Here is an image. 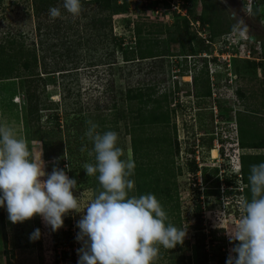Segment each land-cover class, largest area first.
<instances>
[{
	"label": "rangeland",
	"instance_id": "374dc122",
	"mask_svg": "<svg viewBox=\"0 0 264 264\" xmlns=\"http://www.w3.org/2000/svg\"><path fill=\"white\" fill-rule=\"evenodd\" d=\"M187 1L192 5L194 15H198L201 1ZM127 2L119 3V13L116 15L122 14L121 19L129 18L138 24L141 28L140 40L146 38L152 44L155 40L160 41L154 47L159 45L158 49L166 48L165 54L138 59L135 54L141 49V44L140 48L136 46V53H122L110 39L114 35L113 26L111 36L107 33L108 28L99 31L91 28L92 16L99 12L97 4L83 3L81 13L72 16L63 9V0H56L52 5L43 4V0H0V64L3 66L6 62L5 68H13L8 78L0 77V122L12 127L26 141L31 158L39 165L44 164L46 173L55 166L76 179L78 188L74 190V195L81 194L82 208L101 190L96 177L87 176L83 169L84 164L94 163V154L89 155L92 142L85 135L88 121L97 124V131L101 133L111 130L118 134L117 143L122 149L123 159L135 158L131 148V132L140 140L169 142L170 147H165V153L160 156L161 166L168 167L167 171L173 174L169 183L172 198L165 211L173 225L187 227V234L183 243L172 249L161 246L154 264H201L195 252L198 232H203L205 236L204 250L209 255L219 251L223 256L222 262L213 257L206 262L225 264L229 250L235 243L229 242L226 230L234 222H239L240 213L235 202L242 196L224 198L214 193L213 168H219V177H234L232 187L241 191L245 185L241 182L239 156L264 155V149H241L237 145L241 125L237 116L243 119V127H248L247 123L252 120L255 131L264 134V71L260 68L254 73L241 70L243 60L240 59L232 64L231 69H227L226 61L220 68L210 66L207 61L216 97L201 96L212 85L200 72L204 67L203 56L190 55L188 50L182 53L178 45L169 43L171 38L185 40L184 32L178 34L173 27L174 14L162 9L155 16L148 12L151 8L147 9L146 4L137 3L136 0ZM156 2L158 0H151L150 4L155 6ZM237 2L205 0L207 15L212 20L218 17L219 28L224 29L228 24L232 30L241 18L248 26L249 36L253 37L249 40L254 45L263 41L264 20L256 19L253 14L239 16ZM167 3L175 11L183 10L181 0H167ZM262 6L264 0L258 2L254 11L261 13L264 9ZM50 7L60 8L63 18L51 19L48 15ZM107 13L104 11L101 17ZM37 23L40 24L39 31H36ZM179 26L181 28L182 23ZM64 30L69 31L67 35H64ZM193 30L191 27L190 31ZM223 36V42L214 44V47L222 49V45L232 39L246 38L240 37L234 30ZM209 55L207 59L213 56ZM24 59L31 65L29 70L21 67V60ZM193 76H196V82ZM28 85L32 94L31 104L36 105L37 109L31 115L26 110L25 90ZM146 87L153 88L157 96L166 95V100L161 98L160 102L169 111V122L164 124L166 126L138 125L137 110L140 105L137 100H127L125 93H135ZM195 90L199 91L198 95ZM214 99L219 100L222 109L214 106ZM227 107H230V111L225 110ZM55 114L57 128L53 119ZM77 121L82 122V133L71 127L70 122ZM38 135L52 137L55 149V158L52 160L43 158ZM202 136L212 137L211 148L200 144ZM189 147L194 148L192 154L187 151ZM193 157L198 168L194 177L187 165ZM58 162L61 165H57ZM155 167L159 168V165ZM203 170L205 183L201 174ZM130 179L133 180V176ZM224 188L220 186L219 191ZM204 190H208L209 195H205ZM130 195H136L135 185ZM198 201L201 206V231L195 229L193 218L194 206ZM0 215V264H56L55 259L63 248L72 254L77 264L76 250L81 247V243L75 239L79 231L76 222L81 213L70 212L64 218L63 227L57 231L68 233L60 237H55L50 226H46L39 216L13 224L7 219L4 208ZM36 228L41 230V237L30 241L29 234ZM69 238L73 242L71 249L60 243L56 250L53 248L55 241L66 242ZM57 260V264H70L69 259Z\"/></svg>",
	"mask_w": 264,
	"mask_h": 264
},
{
	"label": "clouds",
	"instance_id": "9594fccd",
	"mask_svg": "<svg viewBox=\"0 0 264 264\" xmlns=\"http://www.w3.org/2000/svg\"><path fill=\"white\" fill-rule=\"evenodd\" d=\"M62 7L78 16L82 0H63ZM244 11L251 15L253 9ZM48 15L53 20L63 18L58 7H50ZM233 30L250 39L243 19ZM87 123L85 135L92 142L89 155L94 154V163L84 164L83 169L96 177L101 190L82 208L81 194L74 195L76 179L55 166L46 173L44 164L31 158L26 141L0 122V208L13 224L39 216L53 232L63 227L70 212L81 213L76 222L75 239L81 243L77 264H154L161 246L172 249L183 243L187 227L173 225L153 193L130 195L134 160L122 158L115 131L101 133L97 124ZM247 180L250 198L235 202L239 222L226 230L229 242L235 243L225 264H264V161L250 166ZM40 237L39 228L29 234L30 241Z\"/></svg>",
	"mask_w": 264,
	"mask_h": 264
},
{
	"label": "trees",
	"instance_id": "16d2710c",
	"mask_svg": "<svg viewBox=\"0 0 264 264\" xmlns=\"http://www.w3.org/2000/svg\"><path fill=\"white\" fill-rule=\"evenodd\" d=\"M164 5L166 4V6L168 5L166 0H162ZM187 1V0H184ZM202 7H201V11L200 13L197 15H194L193 13V9H192V5L188 4V1L186 3V8H187V14L186 16H181L179 13H172L174 14V20H173V27L176 29V31L178 32V34H181V32H184L185 34V40L183 41L181 40H177L176 38H171L169 39V43L175 44L179 46V51H181L182 53H185L186 50H188V53H190V55H194V54H202V53H207V54H211L213 51V45L212 43L215 42V40L217 39V37L221 36V35H227L230 34L233 30L231 29V27L227 24L225 25L224 29H221L218 27V24L220 23V21L217 18H213L207 15L206 12V3L205 0H200ZM261 1V0H260ZM259 0H255L252 9L253 12L252 14L255 16L256 19L263 21L264 20V9L261 11V13L256 12V10L254 11V8L257 7L258 2H260ZM45 2V5H51L56 2V0H43V4ZM122 2H124L125 4H128L127 0H123L120 1L119 0H82V4L85 3V5H91V4H97L100 8H99V12L92 16V20H91V28H93V30H101V29H105L108 28V35L111 36L112 34V15H115L118 12V6L119 3L122 4ZM137 3H140L139 1H137ZM141 4V3H140ZM48 7V6H47ZM145 7L147 9H150L152 7V4L147 3L145 5ZM264 7V6H262ZM237 14H239V16H247L244 13H239V7H237ZM84 11V9H83ZM82 11V12H83ZM108 12L105 16L101 17V13L103 12ZM251 14V15H252ZM179 16L180 21L178 20ZM190 21H196L199 24L198 27V32L199 31H208L206 34V38L209 41V43H205V39L202 38L201 36L198 35V32L193 30L190 31L191 29V25H190ZM130 22L133 23L132 28L130 27ZM264 22V21H263ZM72 23V22H71ZM182 23V29L180 28L179 24ZM73 25V24H72ZM103 26V27H102ZM119 26L123 31H126L128 33V36L130 38H134L135 44L134 46L130 45H126V46H122V42H123V36H116V34H114L113 36H111V41L115 44V46H117V49H119L122 53L124 54H132L133 51L135 52L136 49L135 48H140V44H141V49L137 50L138 52L135 54L137 56L138 59H146V58H151V57H155L158 55H161L162 53H166V48L161 47L160 49H158L160 46L158 45L156 46L160 41L155 40L152 44V42H150L149 39H143L140 40V33H141V28L138 26V24L136 22H134L133 20L126 18V19H120L119 20ZM71 27V26H70ZM49 28V27H47ZM205 28V29H204ZM40 30V24L37 23L36 26V31ZM55 30V29H54ZM68 30H72V29H68ZM68 30H64V35H67V32H69ZM191 32V33H190ZM54 33V32H53ZM50 33H47L46 35H48ZM247 39V38H245ZM11 44L13 43L12 41L10 42ZM137 46V47H136ZM217 50L219 52L222 51H234L233 49H218ZM161 53V54H160ZM189 55V56H190ZM264 57V54H263ZM204 62V67L203 69L200 71L201 74H204V76L206 77V80L208 78V80L210 81V76L208 74V70H207V59L205 57L201 58ZM11 60V59H10ZM10 60L8 62H10ZM125 60H127V56L125 57ZM212 61H216L215 57L211 58ZM238 59H231L230 61V66L229 69H231V67L233 66L232 64H234L235 61H237ZM9 64V63H8ZM6 65V62L5 64ZM2 66L0 64V77H5L8 78L9 75H11V71L13 70L12 67H8L5 68V66ZM222 65H225V62L222 63ZM30 63L27 59L21 60V67L24 70H29L30 68ZM262 69L264 71V62H255V61H250V60H243L241 62V66L240 69L247 71V72H252L254 73L256 71V69ZM7 69V70H6ZM197 78L196 76H193V81L196 82ZM211 85V89L208 88L206 89L203 93H201V96L204 97H216V91L214 89V85L213 83L210 81ZM212 90V91H211ZM196 95L199 94V91L195 90ZM31 96L32 94L29 91V85L27 86L26 90H25V99H26V110L28 113H30V115L32 114V111L35 110V112L37 111L36 109V105H32L31 104ZM125 98L127 100H137L138 104L140 105V107L137 110V120H138V125L144 126V125H162V126H166L169 122V111L167 109V107L165 106V104H161L160 102H162L161 98H163L164 100H166V95L162 94L160 96L155 95V91L153 88H143V89H139L137 90V92L132 93L130 91H127L125 93ZM214 106H216L218 109H222V105L219 103V100L214 99ZM226 111H230V107L225 108ZM238 114L240 115V112H238ZM237 114V115H238ZM37 117V115H36ZM35 117V118H36ZM53 119H54V124L55 127H58V122H57V115H53ZM238 122L239 124L241 123V125L239 126V130H238V137H237V145L239 148L241 149H264V134L259 132L257 133V131H255L254 127V121L250 120L248 124V127H243L242 123H243V119H241V117H238ZM71 127H73L77 132L82 133L83 132V128L82 127V122H70ZM166 124V125H164ZM174 127V126H172ZM68 127L66 126V129ZM134 128L131 127V131H133ZM39 132V130L37 131ZM38 139L42 145V155L43 158L45 160H52L53 158H55L54 156V142L52 140V137L48 136H41L38 135ZM201 138L200 140V144L202 145H206L208 148H211L212 146V137H204ZM150 139V138H149ZM165 140V139H164ZM170 147V143L168 142V144H166V141H155L154 139H150L149 140H140V138L135 137V135H133V133L131 132V148H132V153L135 156L134 158V162H135V170H134V174L133 176V180H134V185H135V194L136 196H139L141 194H147V193H153L156 198L161 202L164 210H166V205L169 203L171 197L170 191H171V187L169 186L170 183V178H173V174H171L170 170L169 172L167 171L168 167H164L161 166V158L160 156L162 155V153H165L164 148L165 147ZM152 150V151H151ZM187 151L189 153H193L194 152V148L189 147L187 148ZM179 152V148L177 146L176 148V154H178ZM137 155V157H136ZM141 159V160H140ZM147 160L148 162H144V160ZM139 160V161H138ZM261 161H264V155L263 154H242L239 156V162H240V177H241V182L243 183L244 188L240 190L238 189H233V178L234 177H230V176H225V175H221V177H219L218 171L219 168L214 167L213 168V172H214V178H213V187L216 188V193L217 195H220L224 198H229L235 195H241L242 197H249L250 198V192H249V185H248V174H249V168L251 165L253 164H258ZM149 162L151 164H149ZM57 165H61V162H58ZM159 168H156L155 166H158ZM187 165L189 166V171L192 174V176L194 177L195 174L198 171L197 168V164L193 158H190L187 162ZM204 170L201 172V174L203 175V181L204 183L206 182V177L204 175ZM172 183V182H171ZM173 184V183H172ZM225 187L223 190L219 191V187ZM205 195H209L208 190H204ZM3 208H0V212H2ZM2 215V214H1ZM0 215V216H1ZM193 218H194V227L197 231H201L202 228V219H201V206H200V202L198 201L195 206H194V211H193ZM66 233H68V231H56L54 232L55 237H60L65 235ZM204 234L203 232H198L197 234V240H196V254L198 255L199 259H198V263L201 264H208L206 261L213 257V259L217 260L218 262H222L223 256L222 253L217 251V252H212V254H208L207 251L204 250ZM56 239V238H55ZM64 244L67 245L70 249L72 247V238H69L68 240H66V242H64L63 240H59L58 242L55 241L53 244V248L56 250L57 248V244ZM72 254H69L67 250H65V248H63V250L59 251V256H57V258L55 259V263H58L59 261H64L69 259L70 264H75V258L71 256Z\"/></svg>",
	"mask_w": 264,
	"mask_h": 264
},
{
	"label": "built area",
	"instance_id": "2783aa9c",
	"mask_svg": "<svg viewBox=\"0 0 264 264\" xmlns=\"http://www.w3.org/2000/svg\"><path fill=\"white\" fill-rule=\"evenodd\" d=\"M136 1L147 4V3H150L151 0H136ZM152 1H157V0H152ZM254 2H255V0H238L237 7H239V13L246 14L244 9H247L248 7L252 8ZM186 6L187 5H186L185 1L181 0V7H183L182 8L183 10L180 12V10L176 9V11H175V8L173 6H171V5L165 6L162 0H158V2H156V5L152 6L148 12H152L156 16V14L161 13L162 12L161 10L163 9V10H166L168 12H171V14L176 12V13H179L181 16H186V14H187ZM121 15L122 14H118V15L115 14L112 16L113 33L114 34L116 33V35L118 37L119 36L125 37V38H123L122 46H126V45H130V47L134 46V44H135L134 38H131V41H130L128 33L126 31H123L119 26V20L121 19L120 17H122ZM129 24H130V27L132 28L133 23L130 22ZM190 25L195 31L198 32V27H199L198 22L190 21ZM195 25H197V26H195ZM116 30H117V32H116ZM207 32L208 31H199L198 32V35L205 39V43H209V41L206 38ZM222 37H224V36L221 35V36L217 37L215 42L212 43L213 47H214V44H219V43H221V41L223 42L224 39L222 40ZM126 38L128 40H126ZM221 48L224 50L225 49H227V50L233 49L234 51L232 52V51H226L225 50V51L219 52L217 50V48L214 47V49L211 53L213 56L209 57L208 59H207V57L209 54L207 55L206 53H202L201 56L205 57L207 59L208 63L210 62V66H212L214 68L222 67L223 66L222 63L226 61V64H227L226 67H227V69H229L231 59L250 60V61H255V62L263 61L264 62V57H263L264 40L261 42L259 41L254 45V42H251L248 38L243 39V40L236 38V40L232 39V41L228 42V44H223ZM212 57H215L216 61H212L211 60ZM214 73H216V72H214ZM210 79L213 80V77H210Z\"/></svg>",
	"mask_w": 264,
	"mask_h": 264
},
{
	"label": "water",
	"instance_id": "95a60500",
	"mask_svg": "<svg viewBox=\"0 0 264 264\" xmlns=\"http://www.w3.org/2000/svg\"><path fill=\"white\" fill-rule=\"evenodd\" d=\"M228 1V0H227ZM253 37L252 36H250V39H252Z\"/></svg>",
	"mask_w": 264,
	"mask_h": 264
}]
</instances>
